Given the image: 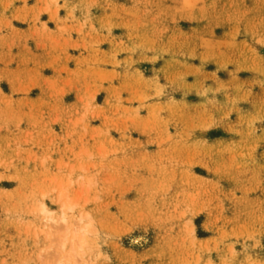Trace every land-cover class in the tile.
Returning <instances> with one entry per match:
<instances>
[{"label": "rangeland", "instance_id": "1", "mask_svg": "<svg viewBox=\"0 0 264 264\" xmlns=\"http://www.w3.org/2000/svg\"><path fill=\"white\" fill-rule=\"evenodd\" d=\"M60 10L126 68L107 111L2 70L12 21ZM61 188L90 222L66 259ZM0 264H264V0H0Z\"/></svg>", "mask_w": 264, "mask_h": 264}, {"label": "crops", "instance_id": "2", "mask_svg": "<svg viewBox=\"0 0 264 264\" xmlns=\"http://www.w3.org/2000/svg\"><path fill=\"white\" fill-rule=\"evenodd\" d=\"M58 16L60 18L56 22L49 18L47 12H43L35 24L28 22L18 25L17 20H13V28L4 33L9 45L2 52V70L23 74L20 79L27 86L33 85L28 92L30 96L51 95L57 90L64 100L61 108L66 111H84L85 106L77 101L78 97L93 90L100 111L109 110L105 101L110 91L122 89L120 86L126 72L125 66L92 63L95 59H111L112 46L105 42L97 43L85 30L78 32L76 29L80 25L77 21L67 19V14L62 10ZM117 58L123 57L120 55ZM2 83L12 90L9 81L3 80ZM122 97H126V93H122ZM95 125L101 126L102 121ZM111 135L120 139V135L113 131ZM131 136L134 138L135 134L131 133ZM126 137V140L130 138L128 133ZM198 217L200 215L193 220L197 238L211 239L212 233L203 226V219L196 221Z\"/></svg>", "mask_w": 264, "mask_h": 264}, {"label": "bare ground", "instance_id": "3", "mask_svg": "<svg viewBox=\"0 0 264 264\" xmlns=\"http://www.w3.org/2000/svg\"><path fill=\"white\" fill-rule=\"evenodd\" d=\"M57 201L59 202V205H60V208H61V212L58 215H54V212L51 209H48L49 207L47 208V206L44 203L40 204L39 211L46 216V218L48 220L47 222L50 221V222H53L55 224H62L65 227V234H63V236H61V242H59V243H60L61 248L64 249L62 252L67 250L66 251L67 252L66 255L63 256V258L66 259V258L70 257V252L74 251L75 248L79 247L81 249V248H83V246L85 244L88 243L86 241L87 239L85 237L86 234L84 235V233L90 227V222H85V220H84L85 219V217H84L85 215L80 214L79 217H78V221H79L80 224L71 229V224L72 223L70 222L71 221L70 220V214H69L68 211L69 210L70 211L74 210L75 203L70 198V196L64 192L63 188H61L59 193H58ZM75 222H77V221H75ZM138 240H139V238H138ZM63 255H64V253H63ZM72 257L73 256H71V258Z\"/></svg>", "mask_w": 264, "mask_h": 264}]
</instances>
